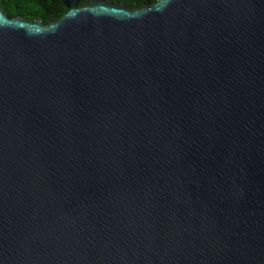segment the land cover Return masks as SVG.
<instances>
[{
    "label": "water",
    "instance_id": "obj_1",
    "mask_svg": "<svg viewBox=\"0 0 264 264\" xmlns=\"http://www.w3.org/2000/svg\"><path fill=\"white\" fill-rule=\"evenodd\" d=\"M0 11V264H264V0Z\"/></svg>",
    "mask_w": 264,
    "mask_h": 264
},
{
    "label": "trees",
    "instance_id": "obj_2",
    "mask_svg": "<svg viewBox=\"0 0 264 264\" xmlns=\"http://www.w3.org/2000/svg\"><path fill=\"white\" fill-rule=\"evenodd\" d=\"M93 0H80L79 6H85ZM107 3L122 6L128 5L131 8H140L146 1L148 3L158 0H105ZM0 11L8 18H20L30 23L40 22L46 26L49 23L57 22L65 13L60 0H0Z\"/></svg>",
    "mask_w": 264,
    "mask_h": 264
}]
</instances>
